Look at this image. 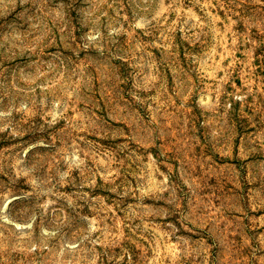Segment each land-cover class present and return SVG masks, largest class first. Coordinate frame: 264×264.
<instances>
[{
    "label": "rangeland",
    "instance_id": "374dc122",
    "mask_svg": "<svg viewBox=\"0 0 264 264\" xmlns=\"http://www.w3.org/2000/svg\"><path fill=\"white\" fill-rule=\"evenodd\" d=\"M0 264H264V0H0Z\"/></svg>",
    "mask_w": 264,
    "mask_h": 264
}]
</instances>
